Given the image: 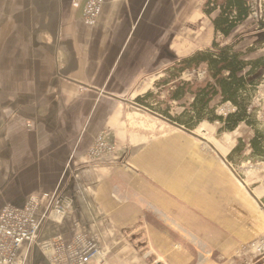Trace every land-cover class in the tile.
I'll list each match as a JSON object with an SVG mask.
<instances>
[{"label": "crops", "instance_id": "1", "mask_svg": "<svg viewBox=\"0 0 264 264\" xmlns=\"http://www.w3.org/2000/svg\"><path fill=\"white\" fill-rule=\"evenodd\" d=\"M206 1H109L90 26L83 18L85 0H0V212L59 190L72 211L62 222L45 221L39 242L58 235L70 240L80 223L101 236L105 264H146L124 236L125 229L141 225L168 264H197L177 230L194 231L189 207L177 198L193 207L202 196V206L210 205V180L184 171L194 145L183 147V160L162 161L125 125L135 111L143 112L134 101L156 92L182 60L172 62L180 26L217 16L202 11ZM103 131L120 145L130 137L128 162L87 165L85 154ZM234 134L250 149L251 128L241 124ZM181 146L170 142L165 151ZM220 171L221 188L237 190L232 173ZM201 223L210 235L209 224ZM37 247L22 248L25 264H48Z\"/></svg>", "mask_w": 264, "mask_h": 264}, {"label": "rangeland", "instance_id": "2", "mask_svg": "<svg viewBox=\"0 0 264 264\" xmlns=\"http://www.w3.org/2000/svg\"><path fill=\"white\" fill-rule=\"evenodd\" d=\"M251 4L252 1H250V6H252ZM197 11L195 14L198 13ZM202 11L204 12V6ZM262 11V16L264 17V8ZM198 20L191 25L180 26V36H177L178 45L174 49L175 52L172 53L174 56L172 58L173 63L178 59L187 58L192 53L211 49L214 41L223 45L238 42L237 49L239 51L247 53L250 49H253L254 52L249 55L251 58L258 56L259 59L264 58V44L259 45L257 43L263 40L261 37L263 32L260 31L259 22H257L252 13L245 27L243 29L241 28L242 26L239 27L227 40L220 36H213V21L209 23L206 18ZM208 26L211 29V36H206ZM192 32H194V36H191ZM258 32H260L258 35L260 37L256 39L255 36ZM197 33H199V36L196 35ZM187 34L190 36H186ZM205 76V72L190 71L185 73L182 79L190 82L193 77H196L199 81H203ZM164 80L162 79L161 82H164ZM170 89L171 83L167 86H161L156 92H150L153 94L150 99H152V102L156 105L155 107L161 113L168 111L172 117H178L185 110H188L192 96H186L180 103L172 102L169 100ZM134 103L136 108L138 107L143 112L137 115L135 113L137 111H135L132 116L127 118L125 127L130 131L129 135L135 133L140 140H143L141 145L155 148L153 150L158 152L162 161L183 160V157L180 156L185 154L183 147L188 145L189 149L191 145H194L193 162L186 158L183 161L184 171L190 172L193 170L196 178H207L210 180L211 192L207 197L211 199L208 209L202 206V196L198 199L194 198L195 205L193 207L186 205L182 199L177 198L184 206L189 207V211L194 215L189 211L186 214V217L190 219L187 223L194 231H190L186 227H183L185 231L177 230L179 232L178 235L183 237V241L180 242L188 245L194 251L197 264H206L207 262H209L208 264H264V253L255 251L257 247L255 245L264 239V162L253 157L252 149L247 147L241 154L234 157L233 162H230L229 157L234 150L233 148L236 145L238 146L239 141L242 139L237 141L235 132L219 134L221 127L219 123H203L192 131L194 133V136H192L185 130L170 124L168 119L164 118L162 114L154 113L152 110L149 111L135 101ZM254 109L256 110L257 120L264 130V84L257 91L254 99ZM230 110L231 107L229 105L220 106L218 113L227 114ZM181 138L183 141H181ZM170 142L175 145L182 144V146L178 151H175L176 149L165 151V148L169 147ZM131 144L133 142L130 137H128V141H125V144L120 145L118 142L112 141L107 131H103L88 149L87 154H85V161H87V165H94L100 162L126 163L130 158L129 147ZM248 150H250V153H248ZM220 170L232 173L236 181L240 183L237 190L233 191L234 189L231 190L230 187H228L229 189L221 188L219 178L223 176ZM239 190L243 194H239ZM71 211L72 208L70 207ZM70 212L63 218L64 220L69 217ZM164 221L166 220L164 219ZM201 222L206 225L209 224L211 228L210 235H206L203 232V224ZM75 226L82 229L80 223H76ZM137 229L138 232H136ZM139 229L144 231L143 226L139 225L127 228L124 232L125 240L130 242L132 249L139 255L138 257L142 258L146 264H168L163 257H160L153 250L148 237ZM83 233H87L88 237L90 236L96 242L95 246L99 251V261L93 264L98 262L105 264L108 250L103 246L101 236L91 232L83 231ZM178 247H180V244L175 246V248ZM37 248L41 251L39 246Z\"/></svg>", "mask_w": 264, "mask_h": 264}, {"label": "trees", "instance_id": "3", "mask_svg": "<svg viewBox=\"0 0 264 264\" xmlns=\"http://www.w3.org/2000/svg\"><path fill=\"white\" fill-rule=\"evenodd\" d=\"M251 0H207L204 5V13L213 18L215 35L224 40L230 38L235 30L243 26L251 14ZM260 31L263 32L264 22H259ZM238 42L223 45L214 41L212 48L200 51L193 56L182 59L170 70L164 82L160 86L170 83L171 93L169 100L182 102L186 96L191 95L192 101L188 110L178 117H172L168 111L161 113L152 102V93L139 97L138 105L146 107L149 111L162 114L168 121L181 126L188 131L196 130L201 124L219 123V134L233 133L241 124L247 125L254 131V138L250 142L253 157L264 162V130L261 128L254 109V99L259 87L264 84V58L248 60L247 57L254 52L250 49L243 53L237 49ZM205 72L203 81L196 77L190 82L182 79L187 72ZM229 105L231 110L227 114H219L220 106ZM246 144L240 140L234 148L229 161L233 162L236 155L246 149Z\"/></svg>", "mask_w": 264, "mask_h": 264}, {"label": "built area", "instance_id": "4", "mask_svg": "<svg viewBox=\"0 0 264 264\" xmlns=\"http://www.w3.org/2000/svg\"><path fill=\"white\" fill-rule=\"evenodd\" d=\"M109 1L127 0H85V22L90 26L97 24L104 4ZM251 5V13L257 22H264L260 0L252 1ZM69 212L70 206L64 202L59 190L32 195L22 207L5 206L0 214V264H25L27 256H22V248L26 245L30 249L34 244L41 248L48 264H93L99 261L96 242L83 233L81 227L75 226L76 234L70 241L60 235L38 241L45 221L62 222ZM255 246L257 253H264V239Z\"/></svg>", "mask_w": 264, "mask_h": 264}, {"label": "water", "instance_id": "5", "mask_svg": "<svg viewBox=\"0 0 264 264\" xmlns=\"http://www.w3.org/2000/svg\"><path fill=\"white\" fill-rule=\"evenodd\" d=\"M159 117H160V116H159ZM168 122H170V121H168ZM170 124H172L173 126H175V127L179 128V129L185 130V131H186L188 134H190V135L194 136V133H193V132H191V131H188V130H186V129L182 128L181 126H179V125H176V124H174V123H172V122H170Z\"/></svg>", "mask_w": 264, "mask_h": 264}]
</instances>
